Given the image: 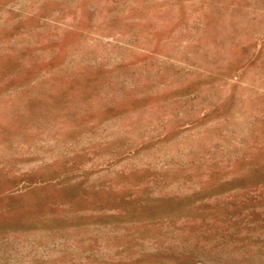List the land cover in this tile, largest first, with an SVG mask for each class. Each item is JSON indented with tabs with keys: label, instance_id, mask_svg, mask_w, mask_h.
Returning a JSON list of instances; mask_svg holds the SVG:
<instances>
[{
	"label": "rangeland",
	"instance_id": "1",
	"mask_svg": "<svg viewBox=\"0 0 264 264\" xmlns=\"http://www.w3.org/2000/svg\"><path fill=\"white\" fill-rule=\"evenodd\" d=\"M0 264H264V0H0Z\"/></svg>",
	"mask_w": 264,
	"mask_h": 264
}]
</instances>
